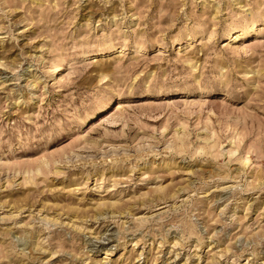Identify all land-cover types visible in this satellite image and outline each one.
Returning <instances> with one entry per match:
<instances>
[{"label":"rangeland","instance_id":"rangeland-1","mask_svg":"<svg viewBox=\"0 0 264 264\" xmlns=\"http://www.w3.org/2000/svg\"><path fill=\"white\" fill-rule=\"evenodd\" d=\"M0 264H264V0H0Z\"/></svg>","mask_w":264,"mask_h":264},{"label":"bare ground","instance_id":"bare-ground-1","mask_svg":"<svg viewBox=\"0 0 264 264\" xmlns=\"http://www.w3.org/2000/svg\"><path fill=\"white\" fill-rule=\"evenodd\" d=\"M236 35V34H235ZM239 35V34H238ZM60 73V72H59ZM118 108H120V106H118Z\"/></svg>","mask_w":264,"mask_h":264}]
</instances>
